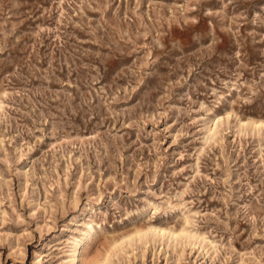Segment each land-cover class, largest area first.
Masks as SVG:
<instances>
[{"label": "rangeland", "instance_id": "obj_1", "mask_svg": "<svg viewBox=\"0 0 264 264\" xmlns=\"http://www.w3.org/2000/svg\"><path fill=\"white\" fill-rule=\"evenodd\" d=\"M90 216L106 264H264V0H0V264Z\"/></svg>", "mask_w": 264, "mask_h": 264}, {"label": "bare ground", "instance_id": "obj_2", "mask_svg": "<svg viewBox=\"0 0 264 264\" xmlns=\"http://www.w3.org/2000/svg\"><path fill=\"white\" fill-rule=\"evenodd\" d=\"M215 123V120L208 125V129L212 128V124ZM255 124L261 123L260 121H254ZM78 215H74L69 219V223H74V220H77ZM142 215L139 216L136 221V225H134L133 229L127 232L123 237L124 239H131L134 236H142L147 233L153 232L160 235L167 234L169 237L179 235L180 233L186 234L188 237H194V233H190L188 229L185 227H181L178 230L166 227V226H158L153 223L147 224H138V222L142 221ZM68 223V224H69ZM96 221L93 216H90L87 221L84 222L83 226L79 228V233L72 232L68 237V247L65 249V259L64 262L66 264H106V260L109 256L108 253H105L102 256L98 255H88L87 245L91 242L92 238L96 236L97 228L95 227ZM67 224V225H68ZM122 239L119 243L123 242Z\"/></svg>", "mask_w": 264, "mask_h": 264}]
</instances>
